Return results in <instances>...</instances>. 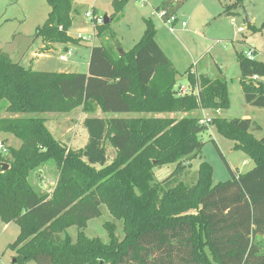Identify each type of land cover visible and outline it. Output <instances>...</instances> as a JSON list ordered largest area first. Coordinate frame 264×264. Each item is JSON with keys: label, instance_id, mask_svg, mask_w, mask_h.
I'll return each mask as SVG.
<instances>
[{"label": "trees", "instance_id": "1", "mask_svg": "<svg viewBox=\"0 0 264 264\" xmlns=\"http://www.w3.org/2000/svg\"><path fill=\"white\" fill-rule=\"evenodd\" d=\"M51 11L35 35L45 52L54 44L71 43L74 0H46ZM128 0H113L116 11ZM185 0H164L155 10L164 20L176 15ZM244 0H233L221 15H232ZM142 38L118 54L109 45L92 46L87 73L36 71L14 62L0 50V101L7 99L9 116L0 118V133L22 140L0 152V219L19 225L9 245L15 262L25 264H264L259 236L264 235V136H252L260 126L250 118L220 116L209 124L192 115L200 109L214 113L230 105L224 79L186 71L199 95H179L178 70L156 41L157 30L146 19ZM251 26V22H249ZM106 24H96L98 35ZM254 31L255 26H251ZM240 81L248 104L264 107V85L252 80L264 76V62L240 52ZM140 116H88L85 147L73 150L58 141L45 113ZM178 114H186L178 118ZM217 124L236 141L255 166L212 184V167L202 161L196 181L175 182L201 154L202 133ZM116 150L110 161L107 145ZM52 161L59 170L54 190L41 192L29 180L31 171ZM176 164L157 182L154 168ZM106 207L111 219L103 224L108 239L90 237L88 222ZM76 227L74 238L68 230Z\"/></svg>", "mask_w": 264, "mask_h": 264}, {"label": "rangeland", "instance_id": "2", "mask_svg": "<svg viewBox=\"0 0 264 264\" xmlns=\"http://www.w3.org/2000/svg\"><path fill=\"white\" fill-rule=\"evenodd\" d=\"M112 1L74 0L70 34L77 40L54 44L45 52L43 39L35 33L36 28L44 24L51 11L47 1L0 0V50L9 54L14 62L36 71L87 73L92 46L106 44L112 46L118 54L125 53L142 38L146 30L145 20L151 19L157 30L156 41L170 55L179 72L177 85H189L185 72L191 68L198 69L201 74H209L212 78L224 79L230 105L221 110V113H211L210 116H220L228 120L250 118L260 126L259 129L251 131L252 136L257 139L264 136V107L246 102L238 60L240 52L251 48L257 51L258 56L264 54V0H244L241 6L233 9L232 15L221 14L233 0H185L177 11L175 33L168 29L155 10L162 0H128L119 11L115 10ZM88 11L93 12L94 18L86 16ZM105 16L112 21L105 25L104 32L99 36L94 22L97 17ZM247 17L251 26L257 28L256 31L248 23ZM182 22L186 23L185 27ZM241 28L244 29L243 32H240ZM78 34L92 39H78ZM62 55H66L68 59L60 60ZM8 104L7 99L0 101V118L9 116L6 110ZM185 115L178 114L177 117ZM192 115L207 118V114L200 110L193 111ZM44 116L47 118L46 125L58 141L68 148L79 150L89 141V132L84 124L86 117L127 116V113L106 114L99 110L94 114H86L82 107H78L70 112L45 113ZM201 136L205 141L201 154L190 164L185 161L187 168L175 182L182 181L186 185H192L196 181L202 161L212 167L213 185L229 180L232 176L231 170L245 173L255 166L245 151L235 147L234 139L219 131L217 124H210ZM0 143L5 147L0 152L8 159L10 148L19 149L22 140L10 133H0ZM107 150L109 160L112 161L116 157V150L109 144ZM3 163L9 165L8 162ZM175 167L176 164L155 167L156 181L164 180ZM58 174V167L52 161H47L31 171L29 180L41 192L50 193L54 190ZM111 218L108 209L104 207L101 217L88 222L87 235L107 240L103 224ZM68 232L75 238L78 230L72 227ZM19 233L18 224H6L0 219V264H20L15 262L17 252L9 248ZM25 264L38 263L29 261ZM212 264L219 263L212 260Z\"/></svg>", "mask_w": 264, "mask_h": 264}, {"label": "built area", "instance_id": "3", "mask_svg": "<svg viewBox=\"0 0 264 264\" xmlns=\"http://www.w3.org/2000/svg\"><path fill=\"white\" fill-rule=\"evenodd\" d=\"M159 15L161 16V18L163 19L164 23L168 26V29L171 31V32H175V24L178 22V17L177 15H173V16H170L169 18H167V20H164V16H165V11L164 10H161L159 12ZM86 16L88 18H94V14L92 11H88L86 13ZM95 23L96 24H104V20L103 18L101 17H97L95 22H94V26H95ZM182 26H186V23L185 22H182ZM244 29H240V32H243ZM78 39H84V40H91L92 38L91 37H85L83 36L82 34H78ZM70 54L72 53L71 51L69 52ZM244 56L249 59V60H252V61H263L264 62V54L258 56L257 55V51L254 50V49H249L247 50L246 52H244ZM68 58L66 55H62L60 56V60H63V61H66ZM192 74H196V70L193 69L191 71ZM252 80L255 81V82H258V83H261L262 85H264V76H261V75H254L252 77ZM176 89H177V92L179 95H187V94H195V95H199V85L197 84L195 87H192V85H177L176 86ZM202 123L204 124H209L211 122V118H203L201 120ZM0 150H5V147L2 143H0Z\"/></svg>", "mask_w": 264, "mask_h": 264}, {"label": "crops", "instance_id": "4", "mask_svg": "<svg viewBox=\"0 0 264 264\" xmlns=\"http://www.w3.org/2000/svg\"><path fill=\"white\" fill-rule=\"evenodd\" d=\"M162 2H163V0H162ZM161 2V3H162ZM160 4H158V6H159ZM158 6H156V7H158ZM212 13V12H211ZM213 13H216V12H213ZM177 15V14H176ZM213 15V14H212ZM168 27V26H167ZM175 33V32H174ZM159 43V42H158ZM160 44V43H159ZM43 46H44V44H43ZM162 47V46H161ZM165 51V53L168 55V57L170 58V55L167 53V51L166 50H164ZM171 59V58H170ZM173 64H174V62H173ZM175 66V65H174ZM196 70V75H200L201 73L199 72V70L198 69H195ZM185 74H186V72H185ZM206 75H209V74H206ZM200 111L202 112V113H205V114H207V118H212V116H210V114L211 113H214V112H212V111H210V110H203V109H200ZM219 113H221V111H217V113H215V114H219ZM209 115V116H208ZM130 116H134V115H132V114H127V116H124V117H130ZM137 116V115H136ZM257 241L258 242H260V245H261V247H262V251H263V253H264V235H262V236H259L258 238H257Z\"/></svg>", "mask_w": 264, "mask_h": 264}, {"label": "water", "instance_id": "5", "mask_svg": "<svg viewBox=\"0 0 264 264\" xmlns=\"http://www.w3.org/2000/svg\"><path fill=\"white\" fill-rule=\"evenodd\" d=\"M103 20H104V24H108V23H110V22L112 21V19L109 18L108 16H105V17L103 18ZM247 21H248V23L250 22V19H249L248 17H247ZM122 54H123V53H122ZM0 166L2 167V169H3L4 171H6V170L8 169V167H9L8 164L3 163V162H0Z\"/></svg>", "mask_w": 264, "mask_h": 264}]
</instances>
